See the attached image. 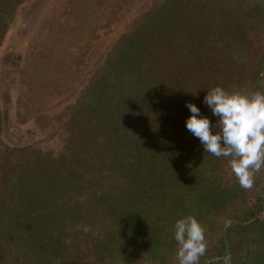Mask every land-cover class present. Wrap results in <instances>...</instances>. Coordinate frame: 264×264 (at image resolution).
Returning <instances> with one entry per match:
<instances>
[{
    "label": "trees",
    "instance_id": "1",
    "mask_svg": "<svg viewBox=\"0 0 264 264\" xmlns=\"http://www.w3.org/2000/svg\"><path fill=\"white\" fill-rule=\"evenodd\" d=\"M27 1L0 0V53ZM255 35L264 0H153L73 102L40 116V139L7 144L0 106V264H178L187 215L205 229L200 264H264V171L252 192L215 184L227 161L186 128L187 102L217 122L213 87L264 91Z\"/></svg>",
    "mask_w": 264,
    "mask_h": 264
},
{
    "label": "rangeland",
    "instance_id": "2",
    "mask_svg": "<svg viewBox=\"0 0 264 264\" xmlns=\"http://www.w3.org/2000/svg\"><path fill=\"white\" fill-rule=\"evenodd\" d=\"M153 0H28L12 24L6 49L14 56L0 59V106L8 133L1 138L21 146L41 138L37 121L73 102L99 67L117 37ZM251 61L264 49V36L249 40ZM3 56V55H2ZM3 129V128H2ZM217 185L239 184L228 167L211 171ZM249 192L253 191L248 189Z\"/></svg>",
    "mask_w": 264,
    "mask_h": 264
},
{
    "label": "clouds",
    "instance_id": "3",
    "mask_svg": "<svg viewBox=\"0 0 264 264\" xmlns=\"http://www.w3.org/2000/svg\"><path fill=\"white\" fill-rule=\"evenodd\" d=\"M204 103L217 122L213 124L194 103L187 102L191 112L187 130L199 139L204 152L227 161L242 188L252 189L256 174L264 171V91L243 92L216 86L207 90ZM88 230L83 228L84 232ZM173 231L178 264H200L208 247L203 226L187 215L176 220ZM220 260L214 257L205 264H220ZM223 264H231L230 255L223 257Z\"/></svg>",
    "mask_w": 264,
    "mask_h": 264
},
{
    "label": "water",
    "instance_id": "4",
    "mask_svg": "<svg viewBox=\"0 0 264 264\" xmlns=\"http://www.w3.org/2000/svg\"><path fill=\"white\" fill-rule=\"evenodd\" d=\"M14 56L15 59L17 60V64H19V55H17L16 53H6L4 54L0 59H1V63L6 62V59H8V56ZM2 118H3V136H7V138L9 139V141L11 142V135H9L8 130H9V126L7 124V115L3 112L2 113Z\"/></svg>",
    "mask_w": 264,
    "mask_h": 264
},
{
    "label": "crops",
    "instance_id": "5",
    "mask_svg": "<svg viewBox=\"0 0 264 264\" xmlns=\"http://www.w3.org/2000/svg\"><path fill=\"white\" fill-rule=\"evenodd\" d=\"M11 28H12V27H11ZM11 30H12V29H10V31L8 32L4 44L6 43V40H7V39H8V40L11 39V36H12V34L10 35ZM8 40H7V41H8ZM3 47H4V45H3ZM3 47H2V49H3ZM6 53H16L17 55H19V60L22 59V57H21V56H22V55H21L22 53H21L19 50L14 49V48H12V49H6L5 52H3V54L0 53V58L2 57V55L6 54Z\"/></svg>",
    "mask_w": 264,
    "mask_h": 264
}]
</instances>
